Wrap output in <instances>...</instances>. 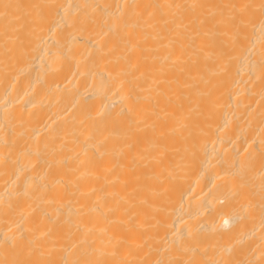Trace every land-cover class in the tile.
Returning <instances> with one entry per match:
<instances>
[{
	"label": "bare ground",
	"instance_id": "bare-ground-1",
	"mask_svg": "<svg viewBox=\"0 0 264 264\" xmlns=\"http://www.w3.org/2000/svg\"><path fill=\"white\" fill-rule=\"evenodd\" d=\"M0 264H264V0H0Z\"/></svg>",
	"mask_w": 264,
	"mask_h": 264
},
{
	"label": "snow or ice",
	"instance_id": "snow-or-ice-1",
	"mask_svg": "<svg viewBox=\"0 0 264 264\" xmlns=\"http://www.w3.org/2000/svg\"><path fill=\"white\" fill-rule=\"evenodd\" d=\"M5 7H8L7 5H5Z\"/></svg>",
	"mask_w": 264,
	"mask_h": 264
}]
</instances>
